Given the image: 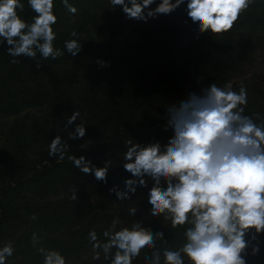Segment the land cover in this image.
<instances>
[{"label": "trees", "instance_id": "trees-1", "mask_svg": "<svg viewBox=\"0 0 264 264\" xmlns=\"http://www.w3.org/2000/svg\"><path fill=\"white\" fill-rule=\"evenodd\" d=\"M21 2L25 8L18 14L31 22L36 14L28 0ZM69 2L77 7V14L54 0V46L63 49L75 29L82 41L77 56L66 53L45 60L38 53L35 61L20 57L19 63L11 64L6 41L0 44V246L12 241L16 248L7 264H43L30 240L33 231L40 234L43 246L59 250L66 260L76 258L67 264H109L103 253L92 260L87 233L95 229L103 240L100 234L114 217L123 225L139 220L153 232L163 231L166 243L158 241L159 247L181 246L186 226L173 229L163 216L151 217L148 189L138 187L132 199L124 201L109 192L113 185L123 188L131 174L121 159H110L105 151L124 142L135 128L144 139H163V112L174 93L197 80L198 85L223 83L237 61L264 43V0H255L231 31L214 35L197 31L186 4L145 23L127 19L122 7L113 8L110 0ZM36 62L42 64L39 69ZM241 83L248 90L244 114L258 112L264 118V75L242 79L234 90ZM76 109L80 121L65 129L67 116ZM80 122L86 124L85 137L69 139ZM57 134L69 145L60 162L48 156L49 142ZM71 154L83 155L97 167L111 160L107 183L75 168L67 159ZM131 207H138L136 216L129 215ZM33 214L36 220L30 219ZM261 235L262 253L249 254L247 264H264ZM145 251L149 250L133 264H143Z\"/></svg>", "mask_w": 264, "mask_h": 264}, {"label": "clouds", "instance_id": "clouds-1", "mask_svg": "<svg viewBox=\"0 0 264 264\" xmlns=\"http://www.w3.org/2000/svg\"><path fill=\"white\" fill-rule=\"evenodd\" d=\"M61 3L70 14H77L69 0ZM154 3L156 0H110L113 8L122 7L127 19L145 23L186 4L187 16L197 31L212 35L231 31L255 0H159L156 7H150ZM28 5L36 14L31 22L18 14L25 8L21 0H0V44L6 41L8 45L9 63H19L20 57L35 61L38 53L45 60L80 53L82 41L75 29L63 49L54 46V0H28ZM41 65L35 63L37 69ZM247 104L248 90L243 83L237 91L231 82L223 87L213 82L199 93L188 92L168 104L165 130L171 136L166 143L125 141L127 151L120 156L131 177L123 181V188L113 185L109 192L124 201L132 199L138 187L148 189L151 217L163 216L173 229L186 226L185 242L176 249L159 247L158 241L166 243L163 231L153 232L139 220L123 225L114 217L100 234L103 240L95 229L87 233L92 260H99L103 253L109 264H133L142 251L149 250L144 252L143 264H247L249 254H259V236L264 234V118L258 112L245 115ZM79 118L76 109L67 116L65 129ZM85 125L75 124L69 139L84 138ZM68 152L69 145L61 135L49 142L48 156L58 162ZM67 159L80 172L107 183L111 160L97 167L83 155L71 154ZM70 191L71 199L77 200V189ZM137 210L131 207L128 213L136 216ZM30 240L43 264H67L59 250L41 244L37 231ZM15 251L12 241L4 242L0 264H7Z\"/></svg>", "mask_w": 264, "mask_h": 264}, {"label": "rangeland", "instance_id": "rangeland-1", "mask_svg": "<svg viewBox=\"0 0 264 264\" xmlns=\"http://www.w3.org/2000/svg\"><path fill=\"white\" fill-rule=\"evenodd\" d=\"M263 45L262 47H260ZM237 68L229 74V77L221 84H217L220 87H223L226 83L231 82L234 86L235 83L240 82L242 79H248L249 81L259 79L263 77L264 75V43L263 44H257L254 47V50L245 54L239 61H237ZM199 84V81L197 80L194 84L185 85V87H182L179 91L174 93V95L171 97V103L175 102L177 98H180L182 96H185L188 92L195 91L200 92L201 89L207 87L211 83H204ZM170 103V104H171ZM168 106V105H167ZM163 122H161V135L163 136V139H156L159 140L162 144L166 143L169 137L171 136L170 130H165V120H166V110L163 112ZM131 140L133 143L135 141L140 143H148L151 140L144 139L143 133L140 129L135 128L131 132H129L126 136V139L124 142L120 144H116L113 146H110L106 151V157L110 159H121L120 154L127 151L125 141ZM13 199L15 201V196H13ZM185 242V239L183 240V243ZM182 243V244H183ZM262 235L259 236V246H260V252L257 255H261L262 253ZM72 261H74L76 258L70 257ZM71 260H67V263L71 262Z\"/></svg>", "mask_w": 264, "mask_h": 264}]
</instances>
